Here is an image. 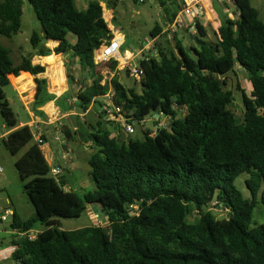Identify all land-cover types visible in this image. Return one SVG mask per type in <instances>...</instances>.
Instances as JSON below:
<instances>
[{
	"label": "trees",
	"instance_id": "1",
	"mask_svg": "<svg viewBox=\"0 0 264 264\" xmlns=\"http://www.w3.org/2000/svg\"><path fill=\"white\" fill-rule=\"evenodd\" d=\"M178 1L182 0H166L175 7L166 9L168 25L180 11ZM27 2L40 27V33L29 38L33 54L14 64L10 51L0 43V114L10 132L2 142L13 156L27 148L15 168L34 209V216L25 220L14 213L11 229L25 233L36 224L44 229L35 230L39 233L32 241H17L11 261L264 264V225L252 226L254 208H264V22L250 0H232L238 17L221 18L215 28L218 39L211 40L208 29L194 22V45L188 50L176 34L174 47L166 41L158 45L161 28L156 25L149 34L156 56L138 62L143 71L140 92L125 88L115 76L104 80L102 72L115 71L116 61L93 62L94 51L113 37L100 2L89 3L84 11L77 10L75 0ZM159 4L166 5L162 0ZM22 7V0H0V37L11 39L19 33ZM48 42L58 46L51 51L45 47ZM52 52L75 59L90 80L73 97L74 129L66 124L61 130L65 142L90 143L96 150L87 161L94 188L83 196L65 191L62 177L57 182L50 176L41 149L30 144V128L19 127L1 90L10 85L9 76L44 73V67L32 65L31 58ZM49 60L54 64V58ZM240 72L248 80L250 94L237 89L243 106V118L238 120L229 108L233 93L224 87L227 75ZM58 77L63 78L60 72ZM66 78L70 85L76 82L67 70ZM35 85L30 107L34 114L42 115L38 108L53 100L58 106L67 96L49 95L45 80L35 79ZM109 90L114 94L111 105L120 109L118 115L112 113L114 119L120 116L137 125L154 111L169 118L168 127L154 135L144 131L141 140L113 136L107 126L117 121L105 120L110 107L104 97ZM94 108L99 120H80ZM178 110H185L182 119ZM241 174L246 175L248 198L235 186ZM89 206L107 217L108 235L100 226L64 231L56 223L79 218ZM211 207L226 217L216 219Z\"/></svg>",
	"mask_w": 264,
	"mask_h": 264
},
{
	"label": "rangeland",
	"instance_id": "2",
	"mask_svg": "<svg viewBox=\"0 0 264 264\" xmlns=\"http://www.w3.org/2000/svg\"><path fill=\"white\" fill-rule=\"evenodd\" d=\"M22 1V27L19 33L13 36L11 39L0 37L1 45L10 51V58L14 64H18L19 62V51L23 52V54L31 51L32 48L29 43V38L32 32H36L38 34L40 33V27L31 6L27 0ZM100 1H103L104 5L110 8L109 10H112L113 19L111 20L109 15H105V18L108 25H110L109 23L113 21L111 25L114 26L115 33L117 32L123 35L124 39L122 48L120 50V57L126 61L132 58V61L129 62L131 67H138V62L143 57L139 51L145 47L147 41H150L149 34L156 25L161 28V35L156 40V43H158L160 46H163L164 42L166 41L169 42L172 47H174L175 41L173 37H169L166 33H163V30L166 29V21L169 16V13L166 9L175 8L174 6H169V3H167L166 0H162L166 3L164 7L160 6V0H142V3H135L133 0H75V6L78 11H84L89 3ZM250 3L251 6L258 11L259 19L264 22V0H250ZM177 4L180 6L179 2H177ZM204 5L205 8H207V4H203V6ZM210 8H212L213 11H210L211 15L208 16L211 17L209 22H207L204 18H202L200 22L205 28L208 29L209 38L214 40V38L218 39V35H216L214 28L216 26L215 23L214 25L209 23H212L213 20L218 21L223 17V14L220 3L217 4L216 2H213ZM227 15L231 16L233 20L236 19L237 13L235 8L231 6L230 13ZM193 21V19L189 18L187 23L191 25ZM178 32L180 35H182L181 40L187 50L189 46L192 47L194 45L192 42L193 34L190 31L180 29ZM68 40L72 42L74 37L69 35ZM17 48L21 50H18ZM59 59L64 63L66 70L71 76L74 77L76 82L72 85L68 84L67 82L69 94H64L67 96L64 100L61 99L58 106L54 103V105L57 107V114L55 118L54 116H51L53 118L52 123L49 125L41 124L38 126L44 135V139L46 140V143H44L42 146H39V148H42V152L47 160L50 159V170L51 168L57 167L65 170L63 171L60 169L62 174H64L62 178L68 182L67 186H72L73 188L70 192H73L78 196H83L84 194L91 193L94 188L93 181L89 175L90 167L88 166L87 161L96 150L91 148L90 143L84 144L77 140L69 143L65 142L61 130L66 124L69 125L71 130L74 129L73 126L75 112L71 110L74 105L72 96L76 95L83 86L90 84V80L88 79L87 73L80 72L75 59H71L69 55L64 54H60ZM49 63H51L50 60ZM126 71L127 70L125 68H122V64H119V69L113 75L107 73L105 70L102 72V74L104 80H109L115 76L125 88H133L137 92H140V85L138 81L130 77ZM9 78L12 79L13 77L9 76ZM54 79V87H59L64 82L63 78H59L56 74H54ZM20 81L16 83L14 81L13 82L17 85ZM237 86L239 88H237ZM224 88L225 90L232 91L233 102L229 108L235 114L237 119L241 120L243 118L242 93L237 89L245 91V94L249 96L250 86L246 76L241 72L238 73L237 76L233 74L227 75L226 85ZM24 89L25 86L22 89L19 88L17 90L22 96V98L19 99V95H17L10 85L1 88L10 108L20 121H27L24 110L25 106H31L30 102L33 92V88L31 90L27 89L26 91H23ZM98 115V111L94 108L87 116H80V120H92L95 122L99 120ZM184 115L185 110L177 111L178 118L182 119ZM113 119L114 118L111 113L106 114L105 120L112 121ZM153 119H160V121L163 122L165 128L168 127L170 121L167 117H159L158 113L153 111L141 124H137L135 126V132L132 135H127L120 128L119 124L115 122L111 127L107 126V128L110 130L113 136L118 135L117 133H119L123 140H125L127 136H131L133 139L141 140L142 133L144 131L151 132V135L156 132L157 128L153 123ZM5 131L4 123L0 114V135H2ZM33 143L34 139H32L30 144ZM26 150L27 148H24L17 155L13 156L5 149L2 140H0V168L2 170V172H0V207L4 206L7 200H10L11 206L24 219L34 216V209L24 192L23 183L21 182L15 168V162L25 153ZM245 178L246 175L241 174L236 179L235 186L245 198H248L249 193L244 184ZM211 211L216 219H222L226 217L225 212H219L213 207H211ZM193 218L194 217L190 218V221H192ZM56 223L59 224L60 228L64 231L78 230L87 226H100L107 235L109 233L108 224L104 220V217L99 216L95 219L93 214L89 212L88 208L83 214H81L79 218H61L58 219ZM6 224L10 225L11 219H9ZM258 225H264V208H262L260 205H257L254 208L252 214V226ZM43 229V226L36 224L33 231H41Z\"/></svg>",
	"mask_w": 264,
	"mask_h": 264
},
{
	"label": "built area",
	"instance_id": "3",
	"mask_svg": "<svg viewBox=\"0 0 264 264\" xmlns=\"http://www.w3.org/2000/svg\"><path fill=\"white\" fill-rule=\"evenodd\" d=\"M218 2H227L229 4L232 3V0H216ZM180 11L178 14L175 16L173 22L163 31V33H166L169 37L174 36L175 34L179 33L178 31L180 29H184L187 31H190L193 35L195 34L194 30V22L196 21H201L202 18H204V6H203V0H182L180 3ZM193 19L194 21L192 22L191 25H189L186 22V19ZM107 24V22H106ZM108 27V26H107ZM109 29V28H108ZM110 32L112 33L113 37L112 39L101 46L100 48L96 49L93 54V62L95 65H100L104 63H108L110 61H116L117 66L115 68V71H110L109 68H106L105 71L111 75H113L118 69H119V64H122V68H125L128 71V75L137 81H139L143 75L142 69L138 67H131L130 63L124 62L120 58V50L123 45V35L119 33H115L114 29H109ZM140 54L143 55L142 59H147L148 56H156V52L154 50L153 42L147 41V44L145 47H143L140 50ZM113 92L109 90V92L105 95L104 99L108 102V106L111 109L107 110V113H115L119 114L120 109L116 108L111 105V101L113 99ZM159 117H165L162 113L158 114ZM114 118V117H113ZM117 123L119 124L120 128L127 134V135H132L135 132V122H132L128 119H125L123 117L117 116L115 119ZM153 123L155 124L157 130L161 128H165L163 125V122L160 121V119H153ZM32 130L31 136L32 139H34V143L37 146H42L44 145V140H43V134L41 133L40 129L37 126L32 125ZM156 130V131H157ZM154 135V134H153ZM0 168V172H1ZM62 172L60 168H51L50 170V176L55 179L57 182L59 181V178L61 177ZM12 216V211L9 208H0V225L8 222V220ZM12 230V229H11ZM12 239L11 242L8 245L3 246L0 243V264L6 261H10L15 254V252L18 249L17 241L20 239L26 238L29 241H32L36 238L37 234L39 233L38 231H29L25 233H21L17 230H12Z\"/></svg>",
	"mask_w": 264,
	"mask_h": 264
},
{
	"label": "crops",
	"instance_id": "4",
	"mask_svg": "<svg viewBox=\"0 0 264 264\" xmlns=\"http://www.w3.org/2000/svg\"><path fill=\"white\" fill-rule=\"evenodd\" d=\"M179 2V1H178ZM213 2H216L217 4L220 3V7H221V10H222V14L223 16H226L227 18L229 19H232L231 16L227 15L230 13V9H231V6L235 8L233 2L231 4L227 3L226 1L221 3V2H217L216 0H203V4H207V8H205V5H204V19L209 22V20L211 19V17H208L209 15H211L210 11H213L212 8H210L211 4ZM181 3V2H180ZM100 5L102 6L103 8V18H104V21H106V18H105V15H109L111 20L113 19V14H112V10H107L105 5H104V2L103 1H100ZM23 8V7H22ZM178 14V13H177ZM176 14V15H177ZM23 16V14H22ZM231 17V18H230ZM236 17H238V14L236 15ZM189 20V19H187ZM186 20V22H187ZM233 20V19H232ZM167 21H168V18H167ZM167 21H166V28L170 25L167 24ZM111 22V21H110ZM113 22V21H112ZM109 23L110 25L107 24L108 28L110 29H114V26L111 25L112 24ZM212 22V21H211ZM215 23V26L214 28H217L221 25V18L218 20V21H214L212 23H209L211 25H214ZM21 27H22V17H21ZM165 30V29H164ZM163 30V31H164ZM40 31V30H39ZM33 33V32H32ZM176 37L181 40L182 39V35H180L179 33L176 34ZM156 40V39H155ZM154 42V40L152 41ZM58 46V44L56 42H48L45 47H47L48 49H50L51 51H53L54 48H56ZM190 47V46H189ZM18 50H21L19 48H17ZM140 52V51H139ZM18 61H20V59L22 57H27V56H30L31 54H33V50L31 49L30 52L28 53H24L19 51L18 52ZM60 55V54H59ZM59 55H56L54 54L53 52L51 53V55L49 56H46V57H40V56H32L31 58V63L32 65H39L41 67H44L45 69V72L42 73V74H39L37 76H31L30 74L28 73H21L19 75V77L15 78L13 77L14 79H21V81L16 85L13 81L14 79H10L9 78V83H10V86L14 89V91L17 93V95H19V99L22 98V96L20 95L21 93L19 91H17L19 88L22 89L24 86H25V89L23 91H26L27 89L33 90L32 92V99H31V102L30 104L33 103L34 101V96H35V91H36V85H35V79H38V80H45L46 81V89H47V93L49 95H52V96H55V99L59 98L60 96L64 95L65 93H67V95L69 94V87H68V84H67V78H66V68H65V65L62 61H60L59 59ZM49 58H54L55 59V62L54 64H50L49 63ZM121 58V57H120ZM122 59V58H121ZM124 62H130L132 61V58L128 61L122 59ZM59 72H60V75H62L63 77V84L59 87H54L53 86V82L55 81L54 79V74H57V76L59 75ZM64 75H65V79H64ZM59 90V91H58ZM19 92V93H18ZM75 96V95H74ZM72 96V97H74ZM54 102L55 100L53 101H50L48 102L47 104H45L43 107L41 108H38L37 111L42 113V115H38V114H34V112L31 111V106L27 107L25 106V110L24 112L26 113V117H27V121H19V127H22V126H28L30 128V130H32V125L34 126H39L41 124H51L52 123V120L53 118L51 116H54V118L56 117V112H57V107L54 105ZM53 111H52V109ZM52 118V119H50ZM48 121V122H47ZM5 128V127H4ZM39 128V127H38ZM40 129V128H39ZM6 130V128H5ZM41 131V129H40ZM10 132L8 131H5L2 135H0V140H3ZM42 133V131H41ZM43 140H44V135H43ZM44 143H46V141L44 140ZM41 151H42V148H40ZM43 153V152H42ZM44 155V154H43ZM44 158L46 160V162L48 163V165L50 166L51 165V162H50V159L47 160V158L45 157L44 155ZM59 168V167H57ZM61 169V168H60ZM63 170V169H61ZM65 171V170H63ZM2 172V171H1ZM64 173V172H63ZM64 174L61 175V177H63ZM63 181L65 182V186H64V190L69 192L71 191L73 188L72 186H67L68 182L67 180H64L63 178ZM0 208H9L11 209L12 211V215L14 213H16L20 219L22 220H25V219H28V218H22L18 213L17 211L11 206V203H10V200H7L5 202V205L0 207ZM94 207H88L89 209V212H91L93 214V217L96 219L98 218L99 216H102L100 215L97 210H94L93 209ZM32 217V216H31ZM29 217V218H31ZM7 223V222H6ZM6 223L0 225V243L5 246V245H8L10 242H11V239H12V230H11V224L10 225H7ZM2 264H14L11 260L10 261H6V262H3Z\"/></svg>",
	"mask_w": 264,
	"mask_h": 264
},
{
	"label": "water",
	"instance_id": "5",
	"mask_svg": "<svg viewBox=\"0 0 264 264\" xmlns=\"http://www.w3.org/2000/svg\"><path fill=\"white\" fill-rule=\"evenodd\" d=\"M238 69H239V71H241V67L240 66H238ZM92 207V206H91ZM94 209V208H93ZM95 210V209H94ZM104 220L106 221L107 220V217H104Z\"/></svg>",
	"mask_w": 264,
	"mask_h": 264
}]
</instances>
